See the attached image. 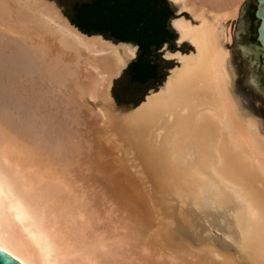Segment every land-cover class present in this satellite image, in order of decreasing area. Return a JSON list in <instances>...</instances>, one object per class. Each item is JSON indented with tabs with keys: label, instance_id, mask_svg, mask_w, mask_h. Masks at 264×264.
I'll use <instances>...</instances> for the list:
<instances>
[{
	"label": "bare ground",
	"instance_id": "obj_1",
	"mask_svg": "<svg viewBox=\"0 0 264 264\" xmlns=\"http://www.w3.org/2000/svg\"><path fill=\"white\" fill-rule=\"evenodd\" d=\"M171 1L193 49H165L161 84L117 108L135 44L80 32L51 1L0 0V250L21 264H264V130L233 100L228 47L243 0ZM82 71L77 94L101 106L75 114L58 87Z\"/></svg>",
	"mask_w": 264,
	"mask_h": 264
},
{
	"label": "water",
	"instance_id": "obj_2",
	"mask_svg": "<svg viewBox=\"0 0 264 264\" xmlns=\"http://www.w3.org/2000/svg\"><path fill=\"white\" fill-rule=\"evenodd\" d=\"M253 19L254 24L252 25ZM247 21H249L248 24ZM227 30L233 100L241 114L256 118L257 125L264 130V0H250L248 3L243 0L238 15L227 22ZM246 31L249 32L248 38L245 35ZM101 36L104 37V35ZM183 43L180 41L166 48L179 51L188 50L187 52L190 53L189 46ZM161 52L162 50L159 51ZM150 58L158 65V70L159 67H171L173 61L159 60L157 51H153ZM159 80L160 73L156 79L139 84L132 81L124 70L120 71L116 79L117 88L109 89L114 102L136 103L139 101V104L144 91L155 88ZM0 264L21 263L0 251Z\"/></svg>",
	"mask_w": 264,
	"mask_h": 264
},
{
	"label": "trees",
	"instance_id": "obj_3",
	"mask_svg": "<svg viewBox=\"0 0 264 264\" xmlns=\"http://www.w3.org/2000/svg\"><path fill=\"white\" fill-rule=\"evenodd\" d=\"M69 23L80 32L103 34L137 45L138 53L125 73L136 83L157 78L150 58L170 36L163 0H55Z\"/></svg>",
	"mask_w": 264,
	"mask_h": 264
},
{
	"label": "rangeland",
	"instance_id": "obj_4",
	"mask_svg": "<svg viewBox=\"0 0 264 264\" xmlns=\"http://www.w3.org/2000/svg\"><path fill=\"white\" fill-rule=\"evenodd\" d=\"M47 1H51V2H53L55 5H56V7L58 8V5L56 4V2H55V0H47ZM241 7H242V4H241ZM241 7H240V9H239V11L241 10ZM59 9V8H58ZM60 11V13L62 14V12H61V9L59 10ZM63 15V14H62ZM13 18L11 17V18H9V21H7L8 22V25H12V27H14V28H16V29H20L21 27L18 25V24H16V23H14V24H12V22H13ZM12 21V22H11ZM14 22H15V20H14ZM25 27V28H24ZM32 26L29 24H25L22 28V30L20 29V31H22V32H24V34H23V36L25 37L24 39V43L27 45V47H29V45L30 44H32V43H34V44H36L37 43V41H39L40 40V38L38 37V40H37V37H35V35L34 34H36V29H34L33 27V29L31 28ZM25 30V31H24ZM27 30H28V32H27ZM38 32V31H37ZM100 35V34H99ZM101 35H103V34H101ZM103 37V36H102ZM104 38H106L105 36H104ZM107 39V38H106ZM17 41H19V39H16ZM166 46V44H163V46H161L160 47V49H158L157 50V54H158V58H159V60H163L161 57H163L164 58V51H165V49H169V48H166L165 47ZM173 46H174V44H173ZM192 46V45H191ZM228 47H229V45H228ZM162 49V52L161 53H159V51ZM189 49H190V51L193 49V46H192V49L189 47ZM169 50H173V49H169ZM52 51H54V47L52 48ZM179 51V50H178ZM180 52H182V51H180ZM135 55H137V46H136V54ZM166 59V58H165ZM174 65H176V63L174 62V61H172V64H171V67H159V73H160V80L157 82V86L158 85H160L161 84V82L163 81V79H164V77L168 74V72H169V70L172 68V67H174ZM126 68L127 67H125L122 71H124V70H126ZM81 75H82V73H83V75L81 76L80 74L79 75H77V76H72V77H70L71 79H73V81H71V79H69V77H68V79H69V81L70 82H68V83H66V81H63V83H62V85L61 86H59L58 87V89L59 88H61L62 86H63V84L65 83V85L63 86L64 88H61L60 90H59V93L60 92H63V93H68L69 92V94H71L70 96H71V102H72V100L74 99V104L77 106H74L73 107V109L75 108V110H74V112H75V114L77 113L76 112V108H78L77 110H80V109H90V108H92V111L93 110H95L97 107H100L101 106V100H97V101H90V100H88L87 101V99L86 98H81V97H79V95L77 94V93H79V92H76V91H78V89H79V85L81 84V85H83V83L85 84V82L87 81L85 78H83V76H86V75H88L87 74V72H85V71H82V72H79ZM86 73V74H85ZM85 74V75H84ZM119 77V76H118ZM118 77H116L115 79H113V81H112V84H111V86H110V88H117V86H116V79L118 78ZM80 78H81V80H83V81H81L80 80ZM74 79H77L78 81L80 80V82H78L77 81V87H74L73 86V84H75L76 83V81L74 80ZM85 79V80H84ZM74 81H75V83H74ZM71 82H73V83H71ZM76 86V85H75ZM157 86L155 87V88H151V89H147V90H145L144 91V93H143V96H142V98H141V100L143 99V97L147 94V92H149V91H151V90H154V89H156L157 88ZM76 88V89H75ZM69 94H68V96H69ZM109 94L111 95V97H112V94H111V92H110V89H109ZM84 97V96H83ZM112 101H113V105H114V107H117V108H129L130 106H134V105H132V103H127V104H124V103H121V102H114V99H113V97H112ZM76 102V103H75ZM85 102H87V104H85ZM83 104V105H82ZM134 104V103H133ZM128 105H130V106H128ZM136 105V104H135ZM91 110V109H90ZM97 110V109H96ZM95 110V111H96ZM95 111H93V112H95ZM74 114V113H73ZM74 114V117H76V119H74L73 121H71V122H73V123H71L72 125H71V128H72V130H71V132H73L72 133V135L74 136H71L72 137V139H73V143H75L74 144V151H76V150H78L79 151V154L81 155H84V156H86L87 154H86V150H87V152L89 151V149H92L91 147H95L94 146V144H93V142L91 141V139L90 138H86V140L84 139L85 137H84V135H86V130H85V128L81 125V122H79L78 120H79V118L77 119V117H79L78 115L76 116ZM81 121V120H80ZM80 124V125H79ZM82 135H83V137H82ZM79 139L80 138V140H76V139ZM83 138V139H82ZM79 141V142H76V141ZM84 140L86 141V142H84ZM78 144V145H77ZM75 146L77 147V149L75 148ZM76 149V150H75ZM88 161H92V160H88ZM87 161V162H88ZM92 163V162H91ZM91 163H87L89 166H90V164ZM92 166V165H91ZM93 167V166H92Z\"/></svg>",
	"mask_w": 264,
	"mask_h": 264
},
{
	"label": "flooded vegetation",
	"instance_id": "obj_5",
	"mask_svg": "<svg viewBox=\"0 0 264 264\" xmlns=\"http://www.w3.org/2000/svg\"><path fill=\"white\" fill-rule=\"evenodd\" d=\"M247 1V3L248 2H250V0H246ZM162 4V6L164 7V10H165V12L167 13V15L169 16L168 18H167V29L169 30V32H170V36L167 38V40L163 43V44H166V46H170L171 44H174V45H176L175 43H176V40H175V38H176V33H175V31H174V29H173V27H172V24H171V20L174 18V17H176L178 14H176V6H175V4L171 1V0H163V2L161 3ZM251 4H252V2H251ZM253 5V4H252ZM184 16H188V14L186 13V12H183L182 13ZM253 16H254V13H253ZM248 22L249 21H247V24H248ZM254 24V19L252 20V25ZM246 38H248V36H249V32L248 31H246ZM163 44H162V46H163ZM183 44H187L191 49H192V46L191 45H189V43H187V42H184ZM165 46V47H166ZM170 49V48H169ZM162 50V49H161ZM188 50H186V51H182V52H187ZM137 53H138V48H137ZM164 61H169V60H167V59H165V58H163V57H161ZM135 59V58H134ZM155 64V63H154ZM157 65V64H156ZM158 74H159V70H158V65H157V76H158ZM156 79V78H155ZM153 80V79H152ZM150 81V80H149ZM146 83V82H145ZM121 103H124V104H127L128 103V101H120ZM139 101H137L136 103H132V105H135V104H137ZM128 106H130V105H128Z\"/></svg>",
	"mask_w": 264,
	"mask_h": 264
},
{
	"label": "snow or ice",
	"instance_id": "obj_6",
	"mask_svg": "<svg viewBox=\"0 0 264 264\" xmlns=\"http://www.w3.org/2000/svg\"><path fill=\"white\" fill-rule=\"evenodd\" d=\"M0 251H3V250H0Z\"/></svg>",
	"mask_w": 264,
	"mask_h": 264
}]
</instances>
